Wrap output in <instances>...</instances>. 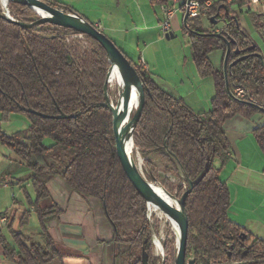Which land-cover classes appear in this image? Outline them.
Masks as SVG:
<instances>
[{
    "label": "trees",
    "instance_id": "obj_1",
    "mask_svg": "<svg viewBox=\"0 0 264 264\" xmlns=\"http://www.w3.org/2000/svg\"><path fill=\"white\" fill-rule=\"evenodd\" d=\"M42 1L73 12L54 0ZM170 1L149 0L154 7ZM212 1L205 16L209 29H204L197 19L191 22L187 36L198 76L211 78L214 84L209 112H194L182 98L163 90L140 62L130 60L120 50L140 75L145 89L142 116L133 143L143 158L151 154L159 156L166 164L165 171L179 180L181 185L176 190L169 180L161 182V187L170 195L180 198L189 188V182L206 171L186 199L187 261L264 264V241L228 218L230 196L220 178L231 152L224 124L236 117L250 120L261 115L264 118L258 108H264V61L258 47L241 29L231 6L220 0ZM20 9L22 14H32L27 7L20 6ZM212 16L216 25L210 22ZM218 24L222 28L216 33L234 40L228 65L238 58L234 53L236 48L244 51L242 55H249L227 68L233 97L226 89L223 65L217 70L209 58L215 51H222L224 58L226 52L222 39L211 35ZM183 31H186L184 24ZM67 34L76 35L50 24L24 29L0 17V121L9 122L12 115L22 114L29 123L26 135L7 134L0 128V145L30 171L24 181L33 190L34 199L28 204L38 216L42 240L35 243L10 227L15 248H4V255L16 264H48L62 257L47 229V223L57 219L62 211L55 204L41 206L50 199V180L59 177L76 194L102 203L114 229L113 241L124 247L114 256L113 264H143V253L147 264H157L152 256V229L156 233L157 228L150 225L146 202L121 168L115 150L112 114L102 106L106 101L104 86L110 69L107 56L89 37H85L89 48L81 53L77 46L69 44ZM251 46L254 48L247 51ZM237 88L244 91L243 97L235 95ZM61 115L66 118H57ZM253 136L264 155V122L253 130ZM215 162L220 164L218 168ZM145 167L144 177L157 183L154 165L145 160ZM7 181L11 185L24 183L0 177L1 185ZM28 214H23L22 224L27 222ZM163 247L164 264H174L175 252L169 242L165 241Z\"/></svg>",
    "mask_w": 264,
    "mask_h": 264
},
{
    "label": "crops",
    "instance_id": "obj_2",
    "mask_svg": "<svg viewBox=\"0 0 264 264\" xmlns=\"http://www.w3.org/2000/svg\"><path fill=\"white\" fill-rule=\"evenodd\" d=\"M55 1L70 7L86 21L99 24L103 33L106 31L114 36L118 35L120 50L130 60L143 62L144 70L163 90L182 98L196 113L209 112L214 84L213 81L205 82L207 78H200L194 66H190L193 81L184 77L180 90L177 91L159 80L152 72L158 64L156 53L159 52L163 38H173V32L184 24L181 11H176L171 19V33L165 35L161 30L162 16L159 8L154 7L149 0ZM231 10L237 15L241 29L258 47L264 61V0H258L253 7L247 6V0H236ZM200 23L204 29H209L206 17L201 18ZM221 28L222 24H218L212 32ZM130 37L132 41H129ZM111 41L114 43L112 39ZM214 53L209 55L210 61L214 67H219L220 64V69L223 65V53ZM25 119L22 121L21 131H10V128H15L11 120L5 122L7 126H2L4 122L0 121V128L7 134L22 132L26 135L29 123L26 117ZM263 122V116L257 115L250 120L236 117L224 124L223 129L231 152L229 160L221 170L220 178L229 191L228 218L249 234L264 241V155L253 136V130ZM154 157L151 154L145 159L153 161ZM214 166L218 168L220 164L215 162ZM29 176L30 171L24 164L6 147L0 145V177H9L15 183L27 180ZM30 188L25 181L20 185H11L9 181L0 184V264H16L4 255V248L14 247L10 227L35 243L42 242L38 216L28 204L30 199H34L33 192L29 193ZM48 189L50 199L42 202L41 206L47 208L55 204L62 211L57 219L47 223L48 232L62 257L55 258L48 264H113L114 256L124 247L114 243V229L105 215L102 203L97 199L76 194L59 177L50 180ZM25 212H29L28 219L22 224Z\"/></svg>",
    "mask_w": 264,
    "mask_h": 264
},
{
    "label": "water",
    "instance_id": "obj_3",
    "mask_svg": "<svg viewBox=\"0 0 264 264\" xmlns=\"http://www.w3.org/2000/svg\"><path fill=\"white\" fill-rule=\"evenodd\" d=\"M8 2L27 7L33 11H35V9H39L44 12L43 15H39L40 18L38 20L31 23L11 19L6 15V13L0 12V17L9 23L15 24L24 29H30L34 26L50 24L55 27L71 30L76 35L89 37L102 47L110 65V69L107 73V78L104 86L106 101L104 104H102V106L107 108L112 114V131L115 140V150L121 168L135 191L146 202L147 208L149 204L155 205L177 223L179 228V238L177 240V252L174 259V264H195L194 260H186L189 222L185 211V204L187 196L190 194L194 186L202 181L206 171L198 176V178H196L194 181L189 182V188L182 194L179 199L176 200V206H173L171 202L165 200L158 193L157 187L155 186L156 183L149 182L141 173L131 155H129L126 144L127 141H131L132 146H134L133 137L141 119L145 101L144 85L136 69L133 67L128 58L120 51V49L116 47V45L109 38L104 35V33L97 30L92 24L83 19L77 13L65 12L64 10L55 8L42 0H8ZM224 10L226 13L228 12L226 6L224 7ZM187 17L188 15L185 14L183 19L184 23L186 22ZM210 22L214 25L217 24L215 16H212L210 18ZM211 35H214L217 38H221L226 46V52L223 58V73L225 77L227 92L230 96L233 97V94L229 90L227 68H231L237 63L244 61L249 57V55H242L244 51L236 48L234 53L238 56V58L228 65V55L231 52V44L234 43V40H232L230 37H223L220 33H213ZM166 38L168 39V36ZM253 48L254 46H251L247 51H251ZM255 55L257 57H261L258 54ZM114 67L118 69L122 82V89L119 92V97L116 103H113L110 100L108 94V77ZM134 91H136L139 96V103L136 110L130 115L129 119H126L129 113L128 110ZM258 108L261 112L264 113L263 107ZM28 112L34 113L31 110H29ZM41 116L46 117L45 115ZM57 118H66V116L61 115ZM167 196L172 197L168 193ZM152 237L155 238L154 233ZM142 257L143 264H147V257L144 253Z\"/></svg>",
    "mask_w": 264,
    "mask_h": 264
},
{
    "label": "rangeland",
    "instance_id": "obj_4",
    "mask_svg": "<svg viewBox=\"0 0 264 264\" xmlns=\"http://www.w3.org/2000/svg\"><path fill=\"white\" fill-rule=\"evenodd\" d=\"M6 3H7V8L9 10L10 16L17 21L20 20L22 22H26L24 20H27L28 22H26V23H31L29 21L34 22L40 18V16L36 13V11L31 10L32 14H28V12L22 14L21 13L22 11H21L19 5L14 4V3H9L7 1H6ZM0 12H4V10L1 8V6H0ZM177 12H180L179 8H177ZM160 15H161V13H160ZM179 15L181 16L180 13H179ZM185 33H186V31H183V25H180V26H178V29L176 30V32H173V34H174L173 38H170L168 40L165 37L163 38V43L158 48L159 52L156 53L158 64H157L155 70L152 71L154 73V75L157 78H159V80L164 82L166 85H168L169 87H171L175 91L180 90L181 83H182L181 80H184V77L186 79L188 78L189 81H193L191 78L192 77V73H191L192 69L190 66L192 65V67L194 66V68H195V65H193L194 64L193 63V57L191 56L192 51L190 49L188 37ZM104 35L107 38H109L110 40L112 39L114 41V43H116V45H117L116 47L121 49L120 48L121 47L120 41H118V39H119L118 35L114 36L112 33L106 32V31L104 32ZM67 39L69 40V44L71 46H72V44L77 46L78 50L81 53L87 51L89 48V43L86 41L85 36L67 34ZM129 39H130L129 41H132V37H130ZM216 52L217 51H215L214 54H216ZM214 56L212 57L213 62H214ZM215 63H216V61H215ZM219 67H221L220 64H219ZM219 67H218V65L215 66V68L217 70ZM205 82H212V79L207 78ZM121 89L119 87H117L113 82H109L108 94H109L110 100L113 103H116V101L119 97L118 96L119 92L121 91ZM10 120L12 121V123L15 124V125H13V127H15V128H10V131L11 130L13 131L14 129H15V131H21L22 128H20V127H22L21 126L22 121H24L26 119H25V116L22 114H14V115H12ZM5 125L7 126V124L4 122L2 124V126H5ZM17 128L20 130H17ZM131 157L134 160L135 164L140 169L141 173L144 175V172L146 170L145 160H147V159L143 158L141 156V154L139 153L138 149L135 148L134 146L132 147ZM150 160H152V158ZM149 162H151L154 165L155 171H156L157 176H158V182L156 183V185H159L161 187V182L165 179L169 180V183L171 184V186L175 190L181 185L179 180L171 172L165 171L166 164L160 159L159 156L155 155L153 161H149ZM183 187L185 189V186H183ZM32 192H33V190L31 187L29 189V193H32ZM171 196L174 197L176 200L179 199V196H176V195H171ZM152 207H153L152 205H149V209L147 208V212H148L147 219H148V221L152 227L155 226L157 228L156 233L152 229V235H153V233L155 234V238L152 237V244H153L152 256L155 259H157V264H158V262L161 263V261H160L161 257L157 258L154 256V254H155V252H154V250H155L154 241L156 242L157 237H158L157 240L160 241L161 246L163 248L164 256H166V255H165L163 243L165 241H168L170 244V248L172 247V250H174L175 256H176V252H177V248H176L177 243L176 242L177 241L175 239V236H174V233H173L171 227L169 225L163 226L164 223L162 222V220L156 214H153Z\"/></svg>",
    "mask_w": 264,
    "mask_h": 264
},
{
    "label": "built area",
    "instance_id": "obj_5",
    "mask_svg": "<svg viewBox=\"0 0 264 264\" xmlns=\"http://www.w3.org/2000/svg\"><path fill=\"white\" fill-rule=\"evenodd\" d=\"M220 1H222V3H224L225 5L232 6L236 0H220ZM179 2H181V3L178 6ZM257 3H258V0H247V6H249V7H253ZM212 4H213L212 0H190V1H187V0H171L169 4L160 5L158 8H159V11L162 15L161 23H160L161 30L163 31V33L165 35H168L171 33V19L174 16V14L176 13L177 8H179V10L183 13V15H185V14L188 15L187 20L184 23V25L186 27V33L185 34L188 36L190 34L191 22L194 20L201 19V18L205 17L208 14ZM4 13H6V15L9 18L13 19L10 16L9 11H7V12L4 11ZM94 27L97 30L101 31V26L99 24H94ZM141 66L144 70V63L143 62H141ZM234 93L237 97H243V95H244V91L240 88L235 89ZM154 245H155L154 256L157 258L161 257L160 258L161 263L158 262V264H164L165 256L163 253L162 246L160 245V247H158L156 245V242H154Z\"/></svg>",
    "mask_w": 264,
    "mask_h": 264
},
{
    "label": "bare ground",
    "instance_id": "obj_6",
    "mask_svg": "<svg viewBox=\"0 0 264 264\" xmlns=\"http://www.w3.org/2000/svg\"><path fill=\"white\" fill-rule=\"evenodd\" d=\"M6 1L8 2V0H0V6L1 8L7 12L9 11L8 8H7V3ZM35 11L37 12L38 15H43L44 12H42L41 10L39 9H35ZM109 82H113L117 87H119L120 89L122 88V82H121V79H120V75H119V72H118V69L117 68H113L112 71L110 72V75L108 77V85H109ZM138 103H139V96L137 94L136 91L133 92V95H132V99H131V102H130V106H129V113L127 115V118L126 119H129L130 115L136 110L137 106H138ZM127 151L129 153V155H131L132 153V144H131V141H127ZM157 187V191L158 193L167 201L171 202L173 206H176V199L174 197H170V196H167V193L166 191L160 187L159 185H155ZM149 205H152V204H149ZM152 212L153 214H156L161 220L162 222L164 223L163 226H166V225H169L174 233V236H175V239L176 241L178 240L179 238V228H178V225L177 223L171 219L166 213H164L161 209H159L158 207H156L155 205H152ZM148 209H149V206H148ZM162 226V225H161ZM160 231V230H159ZM164 232V231H163ZM163 236V235H162ZM157 237V236H156ZM163 238V237H162ZM158 239V237H157ZM156 239V245L158 247H160L161 243L159 240ZM155 242V241H154ZM177 243V242H176Z\"/></svg>",
    "mask_w": 264,
    "mask_h": 264
}]
</instances>
